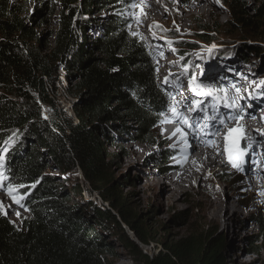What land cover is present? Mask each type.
Masks as SVG:
<instances>
[{"label": "trees", "instance_id": "obj_1", "mask_svg": "<svg viewBox=\"0 0 264 264\" xmlns=\"http://www.w3.org/2000/svg\"><path fill=\"white\" fill-rule=\"evenodd\" d=\"M127 2L39 0L28 11L19 1L0 0V148L16 142L5 156L4 174L11 185L29 189L24 204L30 213L18 226L0 209V264H108L109 256L116 255L107 239L110 233L139 249L123 224L140 242H150L117 191L119 180L110 167L114 132H127L134 122L136 140L152 144L168 96L157 83V57L130 31L132 2ZM108 5L112 15L101 34L90 38L93 26L84 18ZM231 5L240 28L260 27L264 4L253 16L247 3ZM53 21L57 28L44 35ZM244 48L246 60L263 51L257 44ZM62 68L74 117L63 110L54 91ZM178 151L166 150L165 161ZM52 167L62 173L81 171L103 204L71 203L73 192L81 189L56 186L55 177L44 175ZM253 222L264 233V221ZM209 229L163 241L155 255L139 250L142 264H228ZM256 252L253 248L249 254Z\"/></svg>", "mask_w": 264, "mask_h": 264}, {"label": "rangeland", "instance_id": "obj_2", "mask_svg": "<svg viewBox=\"0 0 264 264\" xmlns=\"http://www.w3.org/2000/svg\"><path fill=\"white\" fill-rule=\"evenodd\" d=\"M11 1H19L23 7L26 4L28 11H31L33 6L39 3V0ZM124 1L126 2V0ZM127 1L135 2L138 5L141 3V0ZM175 1L181 7L187 8L193 6L195 0ZM147 2L151 6V1L147 0ZM234 2L247 3L246 10L249 16H253L255 10L264 4V0H211L212 5L209 7L215 8L219 17L215 18L207 12L196 10L193 17L188 18L186 22L178 21V24L169 22L168 15L160 9L156 11L157 16L153 22L147 28L140 30H137V26L142 27V24L137 23L136 19L133 18L138 13L131 8L130 31L132 34L143 38L148 43L150 51L157 57L154 61L157 83L168 91L165 107V114L168 117L170 114L168 109L171 108V102H173L170 97L174 95V89L177 90L176 92L185 94V96L179 94L181 100L199 98L194 97L189 91L188 79L194 75L202 84L217 90L221 96H223V92L219 90L223 89L231 98L243 97V99H238V107L245 111L252 109L253 115L257 113L260 106L264 107V87H261V83L264 82V20L259 22L260 27L258 29L240 28L233 17L231 4ZM173 6L175 7L176 4ZM109 7L110 5L104 8L100 7L95 15L84 18V20L89 19L93 26L90 29V38H96L103 31L109 16L113 13L109 11ZM164 8L167 7L164 6ZM124 9L126 8L124 7ZM157 17L162 21L159 22ZM93 19L94 21H92ZM153 24L161 25L167 32L152 28ZM56 28L57 23L53 21V25L46 28L43 33L48 35ZM153 33H155L156 38H154ZM253 44L263 48L262 55L248 54L249 60L243 59L241 51L245 46ZM170 48H174L176 51L173 52ZM161 53L163 59L159 58ZM185 67L189 69L187 74L183 72ZM59 74L60 82L54 86L55 95L68 116L74 117V101L65 92L67 78L63 68L59 70ZM166 79L170 83H165ZM236 80H239V83L238 81L236 83ZM244 83L245 88L249 90L237 89L240 84L244 85ZM232 85L236 87L233 88ZM254 100L261 105L252 107L251 103ZM204 102L208 104L214 101L211 102V98H208ZM179 108L186 116L188 115L184 105H180ZM263 110H260V113ZM219 112L221 115H233V112L223 106L219 108ZM47 115V109H44L43 116L47 117ZM201 115V113H197L191 118L197 119ZM209 115H211V109ZM262 119L264 120V118ZM241 123L244 124L243 127L254 141L252 147L247 148L248 155L244 157L245 163L242 165V170L238 171L227 163L225 168L212 173L210 169H206L203 163L199 162V167L203 171L201 173L204 174L199 177L194 176L190 181L178 186L179 191L175 197L172 194V189L168 188L165 183L158 185L157 182L159 180L165 182L164 176L166 174H172L173 177L183 172V170L173 172L176 169L173 166L186 156L181 151L184 149L183 143L175 144L172 140L164 142L166 134L162 126L154 129L157 135L152 139V144L136 140L137 128L134 122L129 124L127 132H114V146L109 148V151L115 155L113 162H110V167H112L114 178L119 180L117 191L122 194L131 212L138 216L150 242L148 244L140 242L133 231L123 224L124 229L136 242L139 249L127 245L116 233H110L107 235V239L112 244L116 255L109 256L108 264H142L143 257L139 250L142 251V254L155 255L161 248V242L176 241L191 234L196 235L208 226L210 228L209 234H213L221 242L223 254L228 264H264V233L253 222L256 218L264 221V196L259 195L261 191H257L255 181L250 183V174L245 169L248 165L255 169L259 163L264 164V153L261 156L255 155L258 150L264 151L263 140H260L261 136L259 135L261 131H264V127L262 128V125L247 126L244 120ZM182 131L187 135L191 134L186 128H183ZM221 134L226 133L221 132ZM199 136L208 137L203 131ZM216 141V136H213L212 144H215ZM248 144L249 141H243L240 146L243 149ZM134 145L146 149L147 154L139 156L137 159L131 157L130 151ZM196 146L198 149L207 147L198 144ZM169 149L179 150L181 156L170 157L166 162V150ZM258 157H260L259 161L256 159ZM220 159L221 162H227L222 154ZM168 166H171V169ZM261 170L263 171L264 167ZM44 175L45 177L49 175L55 177L56 186L81 189L80 194L73 192L74 197L72 196L71 203L84 200L96 205L103 204L99 191L91 187L90 183L84 179L81 171L62 173L59 169L52 167L47 169ZM209 179H212L216 183V187L228 195V200L236 206L238 216L234 214L235 212H231V209L224 210L226 213L231 212V216L234 217L227 227L214 219L213 209L207 208V205L202 201L204 198H210L208 190H201L202 184H208ZM4 185V188L18 187L14 182L12 185L10 183V186ZM18 188H20V192L14 194L17 198L19 195L28 196L27 191L29 189L27 187ZM0 194L7 195L4 190H0ZM24 201H22L23 204ZM0 206H2L0 209L3 214L18 226L30 216L28 211L13 202L12 197L5 198L4 203L0 199ZM105 206L107 207L108 203H105ZM253 248L258 249L259 252L249 254Z\"/></svg>", "mask_w": 264, "mask_h": 264}, {"label": "bare ground", "instance_id": "obj_3", "mask_svg": "<svg viewBox=\"0 0 264 264\" xmlns=\"http://www.w3.org/2000/svg\"><path fill=\"white\" fill-rule=\"evenodd\" d=\"M151 1V6H148L147 8L144 9V12L146 13V19L141 16V19L143 22L141 23L142 27L137 26V30L140 29H145L153 22V19L157 16L156 11L162 9L165 11V13L168 15V21L173 23V24H178V21L181 22H186L188 18L193 17L194 11H200V12H207L209 15H213L215 18L219 17V14L215 11V8L212 9L209 7L211 4V0H195L193 6L184 8L181 7L179 3H177L175 0H159V3H157V0H150ZM173 4H176L174 7ZM167 7V8H164ZM194 7V8H192ZM136 12L138 13L137 16L140 14V8L137 7L135 8ZM217 10V8H216ZM201 16V14H199ZM157 20L159 22L162 21V19L157 17ZM239 83V80H236V83ZM247 84V83H246ZM245 83L244 85H239L237 89H248L245 88ZM249 90V89H248ZM177 90H173L174 95L177 96L176 99L179 96V92H176ZM177 93V94H176ZM245 93V92H244ZM176 94V95H175ZM185 96V94L183 95ZM182 98L177 99V101H180ZM261 103H256V101H252L251 106H260ZM173 106V102H171V107ZM180 107V106H179ZM178 107V110L183 112L180 108ZM248 108V107H247ZM263 106H260V108L257 110V113L255 115L252 109H249L248 111L244 112L246 115L244 116V122L245 125H253V126H258L262 125L261 127H264L263 124V119L264 118V110ZM260 110H263L262 113H260ZM184 113V112H183ZM169 118H171V113L169 114ZM234 122V121H233ZM231 122L229 124V127L235 128L237 127V123ZM244 126V124H242ZM180 127L183 130V127L180 126L179 122L175 124H167L166 128L163 129V131L166 134V138L163 140L164 142L166 140H172L175 144H182L183 143V148L186 149V151H183V153L186 155L184 159L180 160L177 162L173 167L176 168L173 172L183 170L182 173L173 176L172 174H166L164 176L165 182L162 180H159L157 182L158 185H161L162 183H165L168 188L172 189V194L175 197L177 195V191H179L178 186H181L182 183L190 181L194 176H201L204 173H201V169L199 167V162L203 163L206 166V169H210L212 173H215L217 170L225 168V165L228 162H221L220 156L222 154L223 158L227 159V154L224 152L225 148V143L222 139L223 135L221 132L226 133V129L221 128L220 132L218 135H216V142L215 146L209 147L207 146L206 148H197L196 144L201 145V146H206V144H212V135H208V137H200L198 136L196 140H193L192 134L187 135L188 139V147L186 148V145L184 142L181 140V136L179 133H176V128ZM215 131V129H212ZM221 134V135H220ZM225 135V134H224ZM260 140H263L264 144V138L261 137ZM203 141V142H201ZM218 149H216V148ZM221 151V153H220ZM147 150L142 148L141 146L134 145L133 148L130 151V156L133 158H138L139 156H144L147 154ZM219 153V155H218ZM264 151L258 150L255 152V155L261 156ZM257 161L260 160V157L256 158ZM182 165V166H181ZM264 164L259 163L257 167L254 169L250 165H248L247 168H245L248 173L250 174V183L252 181H255V185L257 188V191L264 192V170L263 169ZM203 172V171H202ZM201 190H208L210 198L207 199H202V201L207 205V208H212L213 209V217L215 220H217L219 223H221L223 226L227 227L230 225V221H233L234 217L231 216V212H235L234 214L238 216V213L236 212V206L232 203V201L228 200V195L223 193L220 189L216 187V183L212 180L209 179L208 184H202ZM10 196L8 195H1L0 194V199L3 200L5 198H9ZM230 210V213L224 212V210ZM264 257V256H263Z\"/></svg>", "mask_w": 264, "mask_h": 264}, {"label": "snow or ice", "instance_id": "obj_4", "mask_svg": "<svg viewBox=\"0 0 264 264\" xmlns=\"http://www.w3.org/2000/svg\"><path fill=\"white\" fill-rule=\"evenodd\" d=\"M157 3H159V0H157ZM130 6L133 9L137 7L140 8V16H135L133 18L136 19L137 23H142L143 20L141 19V16L146 19V13L144 12V9L149 6L147 0H141V3L139 5L133 2ZM151 27L159 29L161 32H167L166 29H163V27L158 24H153ZM153 36L154 38H156L155 33H153ZM168 43L171 44V42ZM170 50L173 52L176 51L174 48H170ZM159 58H164L162 53L160 54ZM188 71L189 69L187 67L183 69V72L185 74H187ZM165 83H170V81L166 79ZM188 85L189 91L192 93V95L194 97H199L200 99H197L195 101L187 99L177 101L176 96H171L170 99L173 101V106L168 109V112L171 113V118H169L167 114H165L161 120V126L165 124H175L179 122V124L182 125L183 128L188 129V132L192 134L193 140H196L202 131L205 135L216 136L219 134L221 128L226 129V134L223 135L222 139L226 145L224 148V152L227 154V162L238 171L242 170V165L245 163L244 157L248 155L247 148L252 147L254 143V141H252L251 136L247 133V130L243 127L241 123L246 113L243 109L238 107V99H243V97H239L238 99L231 98L223 89L219 90L220 92H223V96H221L218 94L217 90H214L213 88L202 84L198 80V77L195 75L188 79ZM232 87L235 88L236 86L232 85ZM261 87H264V82L261 83ZM179 94L183 95V93ZM208 98H211V100L215 101V103L205 104L204 101ZM221 99H223L224 101L223 107L228 108L231 112H233V115H221V113L219 112V108L221 107ZM180 105H184L185 111L188 112L187 116L183 112L178 110V107ZM209 109H211V115H209ZM197 113H201V117L197 119H192L191 117L195 116ZM233 121L237 123L236 128L229 127V124ZM212 129H215V131H213ZM176 133L180 134L181 140L184 142L187 148L189 146L187 134L183 132L180 127L176 128V132L173 135H175ZM259 135L261 137H264V131H261ZM243 141H249V144L242 149L240 145ZM13 143L14 141L9 140L4 148H0V178L3 179H6V177L3 176L5 156L7 154L8 149L13 146ZM206 146L212 147L215 145L213 143L206 144ZM181 151H186V149H182ZM3 179H0V190L6 191L7 195L12 197L14 203L18 204L19 207L24 208V210L27 211V208H25L24 204L22 203V201L27 199V196L19 195L17 198V196L14 194L19 193L20 188H4ZM31 187L34 188L35 185H32ZM259 195L264 196V192L259 193Z\"/></svg>", "mask_w": 264, "mask_h": 264}]
</instances>
